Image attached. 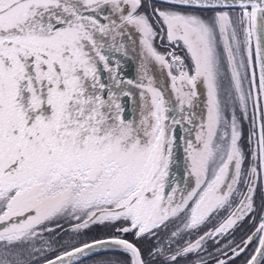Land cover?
Instances as JSON below:
<instances>
[{"label": "snow or ice", "instance_id": "snow-or-ice-1", "mask_svg": "<svg viewBox=\"0 0 264 264\" xmlns=\"http://www.w3.org/2000/svg\"><path fill=\"white\" fill-rule=\"evenodd\" d=\"M93 249L264 264V0H0V264Z\"/></svg>", "mask_w": 264, "mask_h": 264}, {"label": "flooded vegetation", "instance_id": "flooded-vegetation-1", "mask_svg": "<svg viewBox=\"0 0 264 264\" xmlns=\"http://www.w3.org/2000/svg\"><path fill=\"white\" fill-rule=\"evenodd\" d=\"M128 56H129L128 59L133 64L132 65V74H133L134 78H130L131 75L130 76L129 75H124V77L126 79H133V80H135L137 78V76H138L137 69H138V66H139V63H140L139 56L133 55L132 52L130 51V49H129ZM119 58L121 59V64L126 63V58L125 57L121 56ZM130 71H131V69H130ZM130 71H128V72H130ZM156 75L159 76V69H158V67L156 69ZM251 230H252L251 223L248 222V221H245L243 223L242 227L240 229H238L237 232H236V240L239 241V239L242 236H244L247 233H250ZM209 244H211V242H209ZM209 250L211 251V248H209ZM99 255H109L110 259H108V261L122 259V257L119 255V253L109 251V252L100 253V254L94 255L92 257L86 258V260H88V259L89 260H95ZM205 258H207V257L205 256ZM182 264H183V262H182ZM209 264H211V261L209 262ZM237 264H239V261L237 262Z\"/></svg>", "mask_w": 264, "mask_h": 264}, {"label": "water", "instance_id": "water-1", "mask_svg": "<svg viewBox=\"0 0 264 264\" xmlns=\"http://www.w3.org/2000/svg\"><path fill=\"white\" fill-rule=\"evenodd\" d=\"M129 58V56L126 58V63H124V64H122V69H121V71H122V75L124 76V75H131L130 76V78H134V76H133V74H132V62L128 59ZM129 61H128V60ZM130 69H131V71H130ZM128 71H130V72H128ZM126 104H127V106H128V108H129V110L131 109V107H132V104H131V101L129 100V99H126ZM104 252H109V251H104V250H102V249H93L92 250V253L90 254V257L91 256H94V255H96V254H100V253H104ZM89 258V257H88ZM84 259H86V258H84Z\"/></svg>", "mask_w": 264, "mask_h": 264}, {"label": "rangeland", "instance_id": "rangeland-1", "mask_svg": "<svg viewBox=\"0 0 264 264\" xmlns=\"http://www.w3.org/2000/svg\"><path fill=\"white\" fill-rule=\"evenodd\" d=\"M158 50H160L161 52L164 51L163 48H159ZM130 51L132 52L133 55L135 56H139V53L138 51H132L130 49ZM135 93H136V99L138 100L139 99V96H138V90H133ZM69 227V225H65V228ZM108 259H110L109 255H99L95 260H86L84 259V264H96V262H99V261H108Z\"/></svg>", "mask_w": 264, "mask_h": 264}]
</instances>
